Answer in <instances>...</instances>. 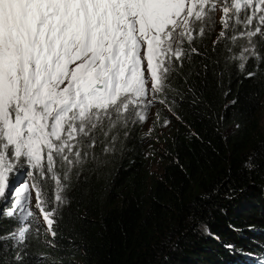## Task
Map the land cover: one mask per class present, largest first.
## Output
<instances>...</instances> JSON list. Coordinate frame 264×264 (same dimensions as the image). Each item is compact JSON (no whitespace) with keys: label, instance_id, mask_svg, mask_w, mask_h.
<instances>
[{"label":"trees","instance_id":"1","mask_svg":"<svg viewBox=\"0 0 264 264\" xmlns=\"http://www.w3.org/2000/svg\"><path fill=\"white\" fill-rule=\"evenodd\" d=\"M257 7L242 8L240 23L230 11L225 28L222 11L206 6L205 19L191 26V44L181 45L184 55L165 65L164 90L153 103L144 107L150 93L78 135L65 150L73 161L81 153L71 171L54 153L48 172L45 156L46 177L35 170L34 178L50 228L27 225V210L14 207L7 188L0 264H264V11L246 25ZM257 26L260 33L248 36ZM18 161L13 184L28 167L26 158ZM54 175L64 186L62 203Z\"/></svg>","mask_w":264,"mask_h":264},{"label":"snow or ice","instance_id":"2","mask_svg":"<svg viewBox=\"0 0 264 264\" xmlns=\"http://www.w3.org/2000/svg\"><path fill=\"white\" fill-rule=\"evenodd\" d=\"M254 3L258 7L252 16H246V25H250L253 16L264 11V0H233L232 8L223 7L224 27H228L230 11L240 23V10ZM206 6L215 10L216 3L0 0V197L9 188V173L15 171L13 161L26 158V165L43 177L45 155L47 171L53 172L55 153L71 171L74 163L81 162V153L75 152V161L65 155L66 149L71 152L76 147L70 141L80 134L88 136L112 112L120 114L130 105L143 104L150 93L152 99L144 107L153 103L156 94L164 90L169 72L165 65L184 55L181 45L185 38L191 44V24L205 19ZM258 21L264 25V15H259ZM203 32L200 28L199 34ZM259 33L257 26L247 35ZM71 64L75 67L70 69ZM136 115L141 121L146 118ZM94 144L92 140L90 146ZM53 179L57 182L55 200L62 203L64 186L55 175ZM33 187L50 228L52 213L43 211L39 188ZM23 188L27 190L28 185ZM30 216L28 210L23 219ZM26 230L20 232L21 240Z\"/></svg>","mask_w":264,"mask_h":264},{"label":"rangeland","instance_id":"3","mask_svg":"<svg viewBox=\"0 0 264 264\" xmlns=\"http://www.w3.org/2000/svg\"><path fill=\"white\" fill-rule=\"evenodd\" d=\"M214 2L216 3V8H218L222 11V16H219V17L221 19L225 18L224 12H223V7H225V6L230 7V5L232 7L233 0H214ZM252 6H258V5L255 4ZM194 22H195V20H193L191 26L193 25ZM141 55L143 56V50H142ZM145 67H146V64H145ZM145 75L147 77V73H145ZM151 83L152 82L149 81L150 86H151ZM62 87H63V85H62ZM262 116L264 118V108L262 111ZM156 118L159 119L158 117H156ZM168 122L169 121L166 119L167 125H168ZM161 125H162V127L164 126V124H162V123H161ZM70 143L73 144V141H70ZM11 155H12V150L10 149L9 156H11ZM18 162L19 161H13L14 167L18 165ZM151 167L155 173H158L162 168V161L159 158H157L155 161H153L151 163ZM34 174H35V169H31V166L28 165L27 169L23 170V172H21L20 174H17V172H15V175L19 178L16 183L13 184L8 177L9 190L11 191L10 197L13 199L12 204H14V207H16L18 209H26L27 211L31 210L32 214L36 215L34 217V219L39 220L40 222H42L43 225L49 226L47 224V222L45 221L44 216L40 211V208L38 207L36 187H33V185H36L38 188L40 187V185L37 183L36 178H34L35 177ZM43 177H46V174ZM24 184L28 185L27 190H24V188H23ZM13 190H16V191H13ZM39 191H40V188H39ZM17 192H18V195H17ZM4 195H6V191H5ZM4 195L2 197H4ZM2 197H0V199ZM40 201L42 202L41 192H40ZM43 211L46 212L44 209H43ZM40 222H39V224H40Z\"/></svg>","mask_w":264,"mask_h":264},{"label":"clouds","instance_id":"4","mask_svg":"<svg viewBox=\"0 0 264 264\" xmlns=\"http://www.w3.org/2000/svg\"><path fill=\"white\" fill-rule=\"evenodd\" d=\"M36 215H32V216H30V220H27V222H28V224L27 225H29V226H34L35 225V220H37V219H34V217H35ZM24 228H21V231L23 230Z\"/></svg>","mask_w":264,"mask_h":264},{"label":"bare ground","instance_id":"5","mask_svg":"<svg viewBox=\"0 0 264 264\" xmlns=\"http://www.w3.org/2000/svg\"><path fill=\"white\" fill-rule=\"evenodd\" d=\"M24 172H25V171H24ZM14 180H15V179H14ZM11 182H12V181H11ZM12 183H13V182H12ZM6 190H7V189H6ZM6 190H5V191H6ZM8 192H9V190H8ZM42 206H43V205H42ZM41 219H42V218H41Z\"/></svg>","mask_w":264,"mask_h":264}]
</instances>
